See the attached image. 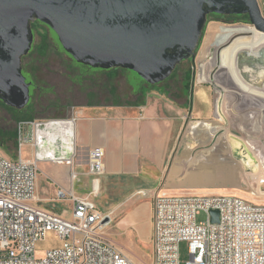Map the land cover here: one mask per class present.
<instances>
[{
  "label": "crops",
  "instance_id": "0c3cea01",
  "mask_svg": "<svg viewBox=\"0 0 264 264\" xmlns=\"http://www.w3.org/2000/svg\"><path fill=\"white\" fill-rule=\"evenodd\" d=\"M258 3L264 14V0H258ZM247 33L253 36L240 37L214 53V42ZM260 48L264 49V34L254 31L251 26L210 22L198 57L201 72L193 74L189 87L183 86L181 79L174 93L166 88L165 81L154 89L146 86L134 90L137 95L143 93L139 102H87L70 106L64 116L71 121L69 141L52 144L43 140L40 147L25 141L27 151L22 150V157L32 160L38 153L39 161L49 164L43 174L49 181L42 187L44 196L36 192L41 205L43 201L50 203V208H45L55 210L53 204L58 202L50 199L57 187L71 191L77 198L92 201L107 216L104 232L108 237L132 262L150 263L156 193L174 194L187 188L189 183L181 171L186 149L190 147L187 144L190 135H193L192 140L201 141L202 138L207 141L217 134L211 132L215 126L210 125L215 121L213 110L220 97L207 84L209 65L217 58L240 90V93L231 91L237 96L227 98V104L232 106L240 100L248 111L257 108L264 112V83L260 87L250 85L240 77L236 67L239 53ZM259 77L264 81V73ZM250 116L248 113V118ZM188 125L190 135L187 134ZM200 127L206 130L198 137L196 133ZM251 132L248 129L243 137L248 139ZM94 147L104 151L103 171L97 176L88 173V151ZM16 153L8 157L16 158ZM51 156L65 161L53 162L49 160ZM36 180L39 188L41 181ZM70 208L69 201V215ZM138 252L145 253L147 260H137L134 255Z\"/></svg>",
  "mask_w": 264,
  "mask_h": 264
},
{
  "label": "built area",
  "instance_id": "2783aa9c",
  "mask_svg": "<svg viewBox=\"0 0 264 264\" xmlns=\"http://www.w3.org/2000/svg\"><path fill=\"white\" fill-rule=\"evenodd\" d=\"M54 121L62 128L71 123L69 118L21 121L17 157L0 153V264H136L104 232L107 216L92 201L57 187L50 201L66 202L67 207L57 212L41 205L35 191L41 157L35 153L32 160L26 159L21 148L25 141H47L42 130ZM49 160L65 161L54 156ZM103 160L101 147L90 149L88 173L101 174ZM212 210L218 212L217 221H212ZM201 213L205 219L199 221ZM153 225L152 261L138 264H181L183 241L188 251L184 264H264V203L233 194L159 191ZM45 240L47 246L40 250Z\"/></svg>",
  "mask_w": 264,
  "mask_h": 264
},
{
  "label": "water",
  "instance_id": "95a60500",
  "mask_svg": "<svg viewBox=\"0 0 264 264\" xmlns=\"http://www.w3.org/2000/svg\"><path fill=\"white\" fill-rule=\"evenodd\" d=\"M209 13L247 14L249 23L242 25L264 34L258 0H0V99L16 109L28 103L29 83L21 72V58L31 49L34 20L52 29L60 42L54 48H63L76 62L128 69L133 82L139 76L155 85L181 61L195 58ZM251 36L231 35L227 45ZM236 63L245 82L262 86L263 48L239 53ZM36 145L40 147L41 140ZM211 213L217 221V210Z\"/></svg>",
  "mask_w": 264,
  "mask_h": 264
},
{
  "label": "rangeland",
  "instance_id": "374dc122",
  "mask_svg": "<svg viewBox=\"0 0 264 264\" xmlns=\"http://www.w3.org/2000/svg\"><path fill=\"white\" fill-rule=\"evenodd\" d=\"M210 22L231 25V23L218 19H209L200 46L195 53V58L182 64L175 76L166 83L170 85L173 91L181 84V71L189 67L192 69L193 74L201 72L198 57ZM237 24L243 23L237 22ZM42 35H45L43 39H47V45H40L38 51L35 48L27 55L24 62L35 65L39 75V83L47 84L54 81L55 86L48 87L47 93L44 94V104H49L45 109L41 110L36 105L34 106L36 98L33 97V101L29 106V110L34 111V114L31 112V115H22V113L9 109L0 103V153L6 157L13 156L16 153V131L17 125L21 121L67 119L64 116L70 106L82 105L87 102H139L143 93L137 95L133 92L132 87L134 90L141 87L146 88L145 82L139 76L133 82L132 71L128 69L111 68L106 72L104 71V73L93 72L80 75L79 71L81 69L72 64L64 55L63 48L59 50L54 48V44H60V42L53 34V30L50 29L48 33L41 32V30L35 32L36 45L40 43ZM230 39L228 37L220 43L214 42L216 44L213 47L214 53H218L221 48L225 47ZM61 58L65 62L60 66ZM49 70L52 73H48ZM87 72H89V69H87ZM206 73L207 84L211 85L217 97H220L213 110L212 118L215 121L213 125H210L212 128L215 126L211 132L217 133V136L207 141L201 137V141L192 140L193 135H190V126L188 125L187 134L190 135V142L187 144L190 147L186 149L184 167L181 173L189 184L187 188L176 192L233 194L253 203H264V183H261L262 180L264 181V112L257 108L248 111L240 100L232 106L226 103L227 98L230 96H237L232 95L231 91L234 90L240 93V90L237 89L238 86L226 68L219 65L217 58L214 63L209 65ZM79 75L80 77L75 80ZM250 80H253V77ZM250 85L253 84L250 83ZM48 107L52 108L48 109ZM15 112L17 113L15 114ZM248 113L251 115L249 118ZM248 129L253 131L251 132L253 135L250 134L247 139L243 135ZM202 130L204 132L205 127H200L197 130L196 135L198 137ZM244 145L245 147H243ZM23 147L24 145L21 150L27 151L26 147ZM39 163L37 179L41 182L39 188H37L36 180V192L44 196L42 187L45 186V183L47 184L48 180L46 181L43 174L49 164L40 161ZM42 204L44 207L50 208V203L43 201ZM67 205L66 202L55 203L52 208L60 212ZM66 216H69V211H67ZM204 219L205 216L202 213L198 215L199 221ZM46 246L47 240L42 241L40 250H43ZM40 255V252L37 253V256ZM134 256L137 260H147L148 258L143 252H138ZM179 256L181 264H184L188 259L187 242L185 241L180 243Z\"/></svg>",
  "mask_w": 264,
  "mask_h": 264
},
{
  "label": "flooded vegetation",
  "instance_id": "af4514ba",
  "mask_svg": "<svg viewBox=\"0 0 264 264\" xmlns=\"http://www.w3.org/2000/svg\"><path fill=\"white\" fill-rule=\"evenodd\" d=\"M234 15H243V14H222V15H219V14H215V13H209L207 15V18H210V17H215V18H219V19H228L227 17H230V16H234ZM33 24V25H32ZM31 30H32V33H33V42H32V45H31V49L29 50V52L25 55L22 56L21 58V72H22V75L25 77V81L27 83H29V100H28V103L22 108V109H16L14 107H11V106H8L6 105L1 99H0V103L9 108V109H13L15 111H17L18 113H22V115H31V110H29V106L31 105L32 101H33V97L36 98V101H35V104L34 106L36 105L37 107H39L41 110L42 109H45V107H47L49 104L46 103L44 104V94L47 93V88L48 87H54L55 84H54V81L50 83H47V84H42V83H39L38 81V71L35 67L34 64H31V63H26L24 62V59L27 57L28 54L31 53V51H33L35 48L37 49V51L39 50V47L40 45H47L46 44V41L47 39H43L41 38L40 39V43L38 45L35 44V39H34V34L35 32H38V30H41V32H45V33H48L50 28L44 24L43 22L39 21V20H34L33 22H31ZM54 46L57 48V46L54 44ZM63 53L64 55L71 61L72 64H74L76 67H78L79 69H81V71H79L80 73H86L87 69H95V73H104V71L106 72V69H102V68H97V67H90L88 65H84V64H81L79 62H76L64 49H63ZM188 60H192V58H188L186 60H183L181 61L176 67V68H180L182 66V64H184L186 61ZM64 59L61 58L60 60V66L62 65V63H64ZM66 67V66H65ZM174 69V70H175ZM177 69V70H178ZM109 70V69H108ZM173 70V72H174ZM186 70V69H184ZM183 70V71H184ZM183 71H181L183 73ZM172 72V73H173ZM48 73H52L51 70L48 71ZM58 73H60L58 71ZM171 73V74H172ZM170 77V76H169ZM168 77V78H169ZM168 78H166L163 82L161 83H164L165 81L168 82ZM161 83H158V85H160ZM146 84V83H145ZM149 85V84H148ZM156 85V84H155ZM166 88L168 90H170L171 92H174L175 93V89L174 91L172 90V88L170 87V85H165ZM94 101V100H93ZM52 107H48V109H51ZM15 112V114L17 113ZM32 114H34V111L32 112ZM40 114V113H39Z\"/></svg>",
  "mask_w": 264,
  "mask_h": 264
},
{
  "label": "trees",
  "instance_id": "16d2710c",
  "mask_svg": "<svg viewBox=\"0 0 264 264\" xmlns=\"http://www.w3.org/2000/svg\"><path fill=\"white\" fill-rule=\"evenodd\" d=\"M228 19H219V18H216V19H218V20H222V21H224V22H226V23H249V17H248V15L247 14H243V15H234V16H230V17H227ZM209 21V18H207V21H206V24H207V22ZM206 24H205V26H206ZM33 25V24H32ZM205 26H204V29H205ZM204 29H203V31H202V35H201V37H200V40H199V43H198V46H197V48H196V50H195V53H196V51L198 50V48H199V46H200V42H201V39H202V36H203V33H204ZM45 35H42V37L41 38H43ZM117 69H120V68H117ZM177 69L178 68H176L175 70H174V72L170 75V77L168 78L169 80L171 79V78H173L174 76H175V73L177 72ZM192 77H193V73H192V69H190L189 67L186 69V70H184L183 71V73H182V79H183V86H185V87H189L191 84H192ZM146 86L148 87V89H154L155 87H158V84H156V85H148V84H146ZM133 92H135L136 93V91H134V89H133ZM28 118V117H27ZM30 119H31V117H29ZM14 135H15V132H14ZM13 143H14V140H13Z\"/></svg>",
  "mask_w": 264,
  "mask_h": 264
},
{
  "label": "bare ground",
  "instance_id": "6f19581e",
  "mask_svg": "<svg viewBox=\"0 0 264 264\" xmlns=\"http://www.w3.org/2000/svg\"><path fill=\"white\" fill-rule=\"evenodd\" d=\"M42 131L46 133V135L49 137L47 141L52 142V144L57 143L59 141H69V136L71 135V132L69 131V125H67V127L62 128L60 122L58 121H54L49 127H46Z\"/></svg>",
  "mask_w": 264,
  "mask_h": 264
}]
</instances>
